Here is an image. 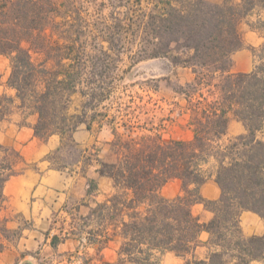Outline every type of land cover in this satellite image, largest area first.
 I'll use <instances>...</instances> for the list:
<instances>
[{
	"label": "trees",
	"instance_id": "16d2710c",
	"mask_svg": "<svg viewBox=\"0 0 264 264\" xmlns=\"http://www.w3.org/2000/svg\"><path fill=\"white\" fill-rule=\"evenodd\" d=\"M84 3L0 0V56L10 68L4 86L14 90L0 95V122L15 106L37 113L34 135L60 136L61 146L47 156L55 163L64 146H78L73 134L80 125L111 135L105 143L112 160L98 156L101 147L92 146L94 153L83 148L84 164L96 160V171L112 180L113 191L75 221L71 233L93 249L76 254L81 263H104L102 251L111 243L117 244L113 264H161L167 252L183 258L182 264L264 262V233L245 236L239 226L244 210L264 221V42L251 48V71H231L232 53L242 47L239 23L264 0H150L134 15L129 8L116 12L112 24L93 4L101 25L90 30ZM132 50V63L165 58L173 69L190 68L193 78L172 89L184 100L180 109L191 138L166 135L173 119L162 114L159 98L125 90L126 101L114 97L121 56ZM161 79L146 80L154 93ZM74 95L82 101L71 111ZM231 116L246 132L224 142ZM21 160L17 150L0 144V251L21 236L22 228L8 227L2 215L5 182ZM211 167L220 188L216 199L199 192ZM174 178L181 192L165 197L161 189ZM92 188L97 183L89 179ZM196 203L212 212L208 221L194 214ZM63 239L55 234L51 245ZM203 245L207 252L199 257L196 249Z\"/></svg>",
	"mask_w": 264,
	"mask_h": 264
},
{
	"label": "crops",
	"instance_id": "0c3cea01",
	"mask_svg": "<svg viewBox=\"0 0 264 264\" xmlns=\"http://www.w3.org/2000/svg\"><path fill=\"white\" fill-rule=\"evenodd\" d=\"M246 16L262 25L261 27H251L249 23L243 25L241 33L243 45L231 56L232 72L251 71L255 63V55L251 48L264 42V7L256 5ZM0 57L8 61L9 68L8 58ZM186 69L188 68L179 67L181 74ZM187 81L190 80L185 79L183 83ZM8 90L14 94L13 89ZM37 119V113L23 111L15 106L9 116L0 122V144L17 150L22 157L15 165L17 173L11 175L5 182L3 192L6 200L2 211V215L8 218V227L22 228L21 236L6 242L5 248L0 251V264H22L26 259H30L32 264H82L76 254H83L92 248L80 245L71 231L77 217L86 215L92 206L113 191L112 180L99 175L96 171L98 167L96 160H92L88 166L84 164V155L88 153L84 151L73 162L62 163L61 168H56V163L47 156L61 146L60 136L53 134L46 140L36 137L33 125ZM105 129L98 132L89 131L84 125H80L73 136L77 143L78 141L84 143V148L101 147L98 156L112 160L113 155L105 143L111 135L109 130ZM104 131L109 133V136L97 146L99 135ZM187 132L190 133L189 130ZM245 132L244 124L231 116L224 137L229 139ZM94 151L95 148H92L93 153ZM59 154L61 158L63 152L60 151ZM210 172L206 181L199 186V192L206 199H216L220 194V188L214 179V167H211ZM89 179L96 181L97 188L89 191ZM168 184L169 188L166 189ZM180 192L181 181L176 178L169 180L161 189V193L169 198ZM192 209L201 221H208L212 217V212L205 209L201 203L194 204ZM239 226L245 236L264 233L263 219L249 210L241 212ZM55 234L64 239L56 246H52L51 238ZM200 237L206 240L207 232H202ZM116 247V243H111L103 249L102 255L111 250L115 259ZM206 252L207 248L204 245L196 249L199 257H205ZM170 254L175 258H181ZM250 264L264 262L254 260Z\"/></svg>",
	"mask_w": 264,
	"mask_h": 264
},
{
	"label": "rangeland",
	"instance_id": "374dc122",
	"mask_svg": "<svg viewBox=\"0 0 264 264\" xmlns=\"http://www.w3.org/2000/svg\"><path fill=\"white\" fill-rule=\"evenodd\" d=\"M205 1L209 3L222 2V0ZM84 2L85 3L82 10L86 16L85 20L86 24L88 25L87 28L89 30L94 27L100 28L101 25V22L99 25L97 23L99 22V18L96 17L97 12L94 11L95 7L93 6V4H99V7L102 11V15L107 17V24H112V16H115L116 12H125L127 8H129L132 10L131 14L134 15V12L138 13L141 10L146 9L147 6H149L150 4V0H141V2H138V0H84ZM245 23H249L251 27H261L262 25L260 22H254L249 17L245 16L239 23L240 34L243 32L242 28ZM258 47L259 46H256L255 49H257ZM131 52H133V50L121 56V61L118 64V80L115 84L116 90L114 92V97L122 95L123 98L119 101H126L128 97L123 95L122 93V91L125 90L126 93L137 92L144 96V99H147L148 95H151L155 99L159 98L158 103L163 107L162 114H169L173 119L172 121H167L165 129L166 135L183 139L191 137V130L185 126L187 115L185 113H181L180 109V106L184 104V100L176 97L172 89V86H174L176 82L179 81L183 83L185 79L191 80L193 78V73L191 72L190 68L186 69L184 73L181 74V70H179V68L173 69L169 65L168 60L165 58L145 59L132 63V60L129 57V55L132 54ZM8 71V61L3 57H0V95L2 93H5L7 95L12 94L4 86L6 78L9 74ZM152 77L162 78L158 82V93H154L153 90L150 88L152 83H146V80ZM81 101L82 98L79 95H74L72 97L71 111L74 110V107L79 106ZM176 101L178 102V105L174 104V102ZM188 130L190 133L187 132ZM107 136H109V133L105 131L102 132L99 135V142L97 146L100 145V142L107 138ZM227 140V138H223L224 142H227ZM78 142L79 145L76 148L68 145L64 146L61 150V152H63V155L61 158L60 156L56 158V162L58 163H56L55 165H62V163H71L76 160V158L80 156V153L83 152L84 148V143L82 141ZM91 148L90 150L92 151ZM169 184L171 185L172 183ZM169 184L165 187L166 189L169 188ZM201 204L205 208L204 204ZM87 252L92 253V249L87 250ZM102 260L104 262L102 264H113V261L115 260L113 252L111 250H107L106 253L102 255ZM183 261L184 259L175 258L170 253H165L161 256V264H182ZM96 263H100V261H96ZM22 264H32V261L30 259H26L22 262Z\"/></svg>",
	"mask_w": 264,
	"mask_h": 264
}]
</instances>
